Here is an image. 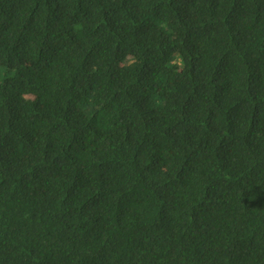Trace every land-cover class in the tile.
<instances>
[{"label":"trees","instance_id":"16d2710c","mask_svg":"<svg viewBox=\"0 0 264 264\" xmlns=\"http://www.w3.org/2000/svg\"><path fill=\"white\" fill-rule=\"evenodd\" d=\"M0 69V264H264V0H0Z\"/></svg>","mask_w":264,"mask_h":264},{"label":"rangeland","instance_id":"374dc122","mask_svg":"<svg viewBox=\"0 0 264 264\" xmlns=\"http://www.w3.org/2000/svg\"><path fill=\"white\" fill-rule=\"evenodd\" d=\"M13 73L12 72H5L4 70H1L0 69V81H1V78L2 77H4L5 75H8V76H10V75H12Z\"/></svg>","mask_w":264,"mask_h":264},{"label":"clouds","instance_id":"9594fccd","mask_svg":"<svg viewBox=\"0 0 264 264\" xmlns=\"http://www.w3.org/2000/svg\"><path fill=\"white\" fill-rule=\"evenodd\" d=\"M177 63H181L180 61H176Z\"/></svg>","mask_w":264,"mask_h":264}]
</instances>
